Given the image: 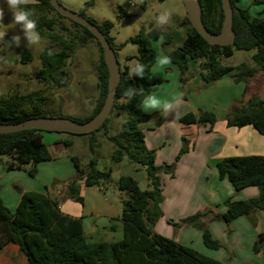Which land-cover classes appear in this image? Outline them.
<instances>
[{
  "label": "trees",
  "instance_id": "obj_1",
  "mask_svg": "<svg viewBox=\"0 0 264 264\" xmlns=\"http://www.w3.org/2000/svg\"><path fill=\"white\" fill-rule=\"evenodd\" d=\"M203 10V22L207 30L213 34L220 33L224 20L222 0H199ZM240 0H231L234 11L235 43L233 46L209 45L208 42L193 28L189 19V28L181 47L166 51L172 64L180 69L182 74L190 71L198 64L200 76L205 87H210L222 77L235 74V81H249L260 71L264 82V19L253 16L248 8L239 6ZM33 5L21 7L30 9L37 21L39 36L48 38L52 45L41 53L42 70L38 73L43 78L66 76L63 68L67 65L70 55L75 51L76 42L85 43L89 38L96 41L99 51L98 84L99 97L89 121L102 109L108 94L109 71L104 60L103 48L95 36L85 27L61 16L50 4L49 0H35ZM254 4H263L264 0H254ZM54 13L49 18L47 14ZM68 19L76 27L74 38L65 36L67 29L63 20ZM91 21V20H89ZM94 23L93 21H91ZM112 45L109 34L112 23L104 22L96 25ZM71 34V32H70ZM175 35L170 32L161 34L163 49L169 48ZM138 46V55L127 60H140L146 66L145 77H132L127 80V68L121 69L122 77L117 88L113 110L124 112L127 116L123 129L118 137H109L115 144L112 162L120 164L127 161L144 169L150 184L149 190H141L139 184L131 177L121 176L117 187L126 194L122 200L120 220L123 224V239L116 242L90 241L85 233L82 218H74L64 214L58 200L49 194L25 192L19 205L11 213L0 197V253L10 244H16L19 251L26 257L28 264H225L209 258L172 239L166 238L155 231V226L163 216L162 205L163 181L162 167L156 165V152L147 148L144 132L140 128V120L148 118L141 112L136 100L123 96L126 87L144 88L146 92L155 89L151 78V62L155 49L152 39L142 28L140 33L130 39ZM235 51L253 52L251 60L254 67L246 64L229 66L224 59L231 58ZM139 99L138 97L136 98ZM45 100L29 96H0V123L17 124L33 118L58 117L49 115L45 110ZM112 110V112H113ZM111 112V113H112ZM111 115V114H110ZM217 117L212 112H202L198 115L189 114L181 119L184 124L216 123ZM108 124V119L102 127L92 133L101 131ZM228 127L242 128L252 126L264 137V99L251 97L241 107L227 116ZM44 131L27 130L15 133L0 134V155L8 156L5 168L8 171H27L34 178L40 163L54 160V156L43 141ZM69 134V133H68ZM77 135V134H70ZM84 135V134H81ZM69 146L70 143H64ZM94 147L96 144L94 143ZM77 178L67 183V196L79 204H84L80 192V183L87 187H102L111 185L110 174L97 170V161L93 159L88 168L82 169L78 160L73 158ZM216 168L221 179L227 178L236 191L248 187L259 189V196L246 201L224 202L226 213L218 215L217 220L231 223L233 220L250 216L254 211L264 213V156H245L224 158L217 162ZM172 176V175H171ZM197 213L180 221L177 226L192 225L201 228L205 245L211 249L220 248L207 225H201ZM264 244V233L254 245L259 251Z\"/></svg>",
  "mask_w": 264,
  "mask_h": 264
},
{
  "label": "rangeland",
  "instance_id": "obj_2",
  "mask_svg": "<svg viewBox=\"0 0 264 264\" xmlns=\"http://www.w3.org/2000/svg\"><path fill=\"white\" fill-rule=\"evenodd\" d=\"M58 1L65 9L82 15L93 21L95 25L100 26L106 21L112 23L109 36L113 40L121 69L128 66L129 61L136 60L135 58L127 60L128 57L138 55V46L129 41L139 34L142 28L145 29L146 35L152 39L155 52L159 47L164 54L170 48L174 50L181 47L189 28L188 15L182 0H138V6L133 5L131 0H127L124 4H122L123 0ZM26 2L27 0H23L22 3L28 5ZM242 2L243 6L246 8L249 6V10L252 9V12L254 7L256 12H259L258 15H255L250 11L253 16L264 19L263 4H254V0H242ZM0 9L4 12L2 22L6 26L8 25L7 27L0 25V32H7L4 38H0V96L11 95L26 99L29 96L40 97L45 100V110L49 115L84 123L93 113L100 94L97 79L100 51L96 41L89 38L85 43L76 42L75 51L70 55L67 65L63 68L66 76H56L49 80V78L41 77L38 73L42 70L41 53L46 47L53 44L52 41L39 36L37 44L30 45L29 48L24 41L19 46H15L11 38L14 35L22 34L20 27L10 25L12 16L7 5H0ZM163 12L168 14V23L153 28L155 17ZM54 15V13L47 14L49 18ZM62 22L67 29V32L64 33L65 36L68 39L74 38L77 32L76 27L68 19H64ZM163 32L175 35L174 42L166 49H163L161 45ZM252 54L253 52L235 51L231 58L224 59V63L233 64L234 67L244 63L252 67L251 64L254 65L251 60ZM199 67L197 64L196 67H192L190 71L179 76L172 69L175 67L168 65L164 77L163 75H154L155 79L152 78L155 86L153 91H159L165 97L170 94H179L180 96V103L175 108V111L180 114L178 118H174V113L161 116L158 112H152L147 115L148 119L142 118L139 125L143 131L145 130L146 146L147 140H151L156 155L160 150L162 151L163 158L166 160L163 169L166 171L179 170L192 152L194 140L184 136L183 128L187 124L182 123L181 119L189 114L202 113L205 111L202 104L214 102L216 96L217 88L204 86ZM229 75L236 83L234 93L237 87L240 98L238 97L239 102L233 103V108L229 110L227 116L232 114L239 104L243 103V98H250V92L254 88L253 79L236 82L235 74ZM206 112L214 113V110ZM126 120L127 116L124 112L114 109L108 118L107 126L95 134L43 133L46 145L58 160L53 166L52 173L54 174L60 169L58 173L65 177L67 169H75L73 158L78 160L82 169L88 168L89 163L95 159L97 170L110 174L111 193L121 196L122 191L118 189L117 183L121 177V168L127 161L120 164L112 162L111 157L116 147L109 137H118ZM59 135L62 138L60 149L56 147L58 140L55 139L60 137ZM147 136L148 138H146ZM189 141L191 144L187 146ZM66 142L70 143L67 147L64 144ZM0 162H4L5 166L7 162H11V158L0 155ZM29 169L30 166L25 167L26 171ZM174 176L176 174H173V178ZM139 187L141 190L150 189L146 173L145 179L139 183ZM120 207L119 210H121Z\"/></svg>",
  "mask_w": 264,
  "mask_h": 264
},
{
  "label": "crops",
  "instance_id": "obj_3",
  "mask_svg": "<svg viewBox=\"0 0 264 264\" xmlns=\"http://www.w3.org/2000/svg\"><path fill=\"white\" fill-rule=\"evenodd\" d=\"M35 3V0L26 2L28 5ZM0 5H6L5 0H0ZM239 6L246 8L242 0L239 1ZM247 8L250 9L249 6ZM250 11L252 12V9ZM253 12L255 15L259 14L255 7ZM171 63L169 66L175 67L172 69L179 76L183 75L180 69ZM251 66L254 67L253 64ZM151 78L155 79L152 72ZM252 81L254 88L249 97L258 96L264 99V82L260 71ZM235 84L230 75H227L211 85L217 88L214 102L203 103L202 106L205 109L203 112L214 110L217 117L214 125H184V136L194 140L192 152L179 170L173 172L163 169L164 172L161 174L164 196L163 216L157 222L155 231L225 264H264V244L258 252L254 250V245L264 233L262 211H254L250 216L239 217L229 224L216 219L218 215L226 213L227 207L224 204L226 200L246 201L257 198L260 194L256 187L236 191L227 178L219 177L216 168L217 162L224 158L264 156V137L252 126L237 128L227 125V113L233 108V103L239 102L240 98L237 87L234 93ZM250 98H243V103L239 104V107ZM144 114L150 115V113ZM55 139L58 140L56 147L60 149L62 138L60 136ZM43 141L46 144L44 134ZM190 144L191 141L187 146ZM147 148L154 150L151 140H147ZM57 161L54 156L53 161L40 163L34 178H30L25 169L8 171L4 162H0V197L5 207L14 213L25 192L49 194L53 199L58 200L64 214L83 219L84 230L90 241L122 240L124 234L119 207L126 194L121 192V196H118L111 193V186L87 187L81 182L80 192L84 199V204L81 205L67 196V183L77 178L76 169H67L65 177L58 173L60 169L53 174L52 169ZM165 163L166 160L160 150L156 155V165L163 168ZM173 174H176L174 178ZM121 176L131 177L139 184L145 179V171L140 166L126 162L121 168ZM197 213L202 214L199 223L208 226L213 239L219 242L220 248L211 249L205 245L201 228L192 225L177 226L180 221ZM0 264H28V262L19 251V247L10 244L0 253Z\"/></svg>",
  "mask_w": 264,
  "mask_h": 264
},
{
  "label": "water",
  "instance_id": "obj_4",
  "mask_svg": "<svg viewBox=\"0 0 264 264\" xmlns=\"http://www.w3.org/2000/svg\"><path fill=\"white\" fill-rule=\"evenodd\" d=\"M51 6L63 17L82 25L88 29L98 40L103 48L109 79L108 94L102 109L92 119L80 123L75 120L57 117H41L26 120L17 124H1L0 134L15 133L27 130H40L44 132L89 134L102 127L109 118L116 100L117 88L120 84L122 73L121 66L112 45L106 35L91 21L80 14L65 9L58 0H49ZM190 23L193 28L208 42L209 45L233 46L235 43L234 11L231 0H222L224 20L220 33L213 34L207 30L203 22V10L199 0H182Z\"/></svg>",
  "mask_w": 264,
  "mask_h": 264
},
{
  "label": "clouds",
  "instance_id": "obj_5",
  "mask_svg": "<svg viewBox=\"0 0 264 264\" xmlns=\"http://www.w3.org/2000/svg\"><path fill=\"white\" fill-rule=\"evenodd\" d=\"M127 0H123L126 3ZM7 8L11 13L12 20L10 25L20 27L22 34L12 36V43L19 46L22 41L26 42V46L35 45L39 41V34L37 31V21L33 18L30 9L21 7V0H5ZM133 5L138 6V0H131ZM4 12L0 9V25L3 24ZM169 17L166 12H163L155 17L153 28L164 26L168 23ZM131 28V27H129ZM7 32H0V38H4ZM171 63V58L164 54L159 47H157L154 59L151 62V72L154 75H164L165 70ZM146 66L140 60H132L128 63L127 80L132 77H145ZM123 96L129 100L138 101L137 107L143 113L158 112L161 116L174 113V118L179 117V113L175 111L176 106L180 103L179 94H170L165 97L159 91L146 92L144 88L126 87L123 91ZM139 98L138 100L136 98Z\"/></svg>",
  "mask_w": 264,
  "mask_h": 264
}]
</instances>
